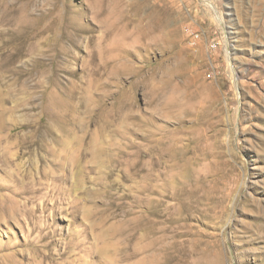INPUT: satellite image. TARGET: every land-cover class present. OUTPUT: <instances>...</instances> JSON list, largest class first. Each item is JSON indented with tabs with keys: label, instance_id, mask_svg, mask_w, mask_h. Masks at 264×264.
Returning a JSON list of instances; mask_svg holds the SVG:
<instances>
[{
	"label": "rangeland",
	"instance_id": "374dc122",
	"mask_svg": "<svg viewBox=\"0 0 264 264\" xmlns=\"http://www.w3.org/2000/svg\"><path fill=\"white\" fill-rule=\"evenodd\" d=\"M0 264H264V0H0Z\"/></svg>",
	"mask_w": 264,
	"mask_h": 264
},
{
	"label": "bare ground",
	"instance_id": "6f19581e",
	"mask_svg": "<svg viewBox=\"0 0 264 264\" xmlns=\"http://www.w3.org/2000/svg\"><path fill=\"white\" fill-rule=\"evenodd\" d=\"M50 93H51V92H50ZM50 104L53 105V106H54V105H56V106L58 105V100H56V98H55L53 95H51V97H50ZM53 108H54V107H53ZM52 110H54V109H52ZM52 110H51V111H52ZM54 111H55V110H54ZM50 113H51V112H50ZM48 114H49V113H48ZM50 115H51V114H50ZM58 116H59V115H58ZM59 117H60V116H59ZM60 119H61V118H60ZM169 144H170V143H169ZM171 145H172V144H171ZM165 146H166V145H165ZM168 147H169V146H168ZM172 149H173V148H172ZM172 149H171V150H172ZM181 149H182V148H181ZM153 150H154V149H153ZM168 150H169V149H168ZM154 151L156 152V150H154ZM169 153H170V152H169ZM142 154H143V153H142ZM139 155H140V154H139ZM145 155H146V154H145ZM141 156H142V155H141ZM141 156H139V157H141ZM150 156H151V155H150ZM142 157H143V156H142ZM142 157H141V159H142ZM146 157H147V156H146ZM148 157H149V156H148ZM152 157H153V156H152ZM143 158H145V157H143ZM149 158H151V157H149ZM149 158H147V159L145 158V159H146V162H148V159H149ZM141 159H140V160H141ZM151 159H152V158H151ZM151 159H150V160H151ZM154 160H155V159H154ZM157 160H158V159H156V161H157ZM143 161H144V160H142L141 162L144 163ZM151 162L153 163L152 160H151ZM157 162H158V161H157ZM145 164L149 165L148 163H145ZM150 164H151V163H150ZM143 165H144V164H143ZM143 165H142V166H143ZM153 165H154V164H153ZM143 167L145 168V166H143ZM146 167H147V166H146ZM150 168L152 169V166L149 167V169H150ZM153 168H154V167H153ZM149 169H148V170H149ZM151 169H150V170H151ZM142 171H143V170H142ZM145 171H147V170H145ZM145 171H143V172H145ZM148 172H149V171H148ZM151 172H152V171H151ZM150 174H152V173H150ZM154 174H155V172H154ZM144 175L147 176V174H144ZM148 176H149V175H148ZM154 176H155V175H154ZM149 178H150V177H149ZM151 178H153V175H151ZM154 180H155V179H152L151 181H154ZM149 181H150V180H149ZM154 182H155V181H154ZM139 183H140V182H139ZM154 184H155V183H154ZM154 184H153V185H154ZM142 185H143V183H142ZM145 185H146V183H145ZM151 185H152V184H151ZM151 185H149V186L151 187ZM153 185H152V186H153ZM149 186H148V184H147V187H148V188H150ZM140 187H141V186H140ZM144 187H145V186H144ZM148 188H147V189H148ZM152 188H154V187H152ZM152 188H151V189H152ZM142 189H143V188H142ZM151 189H150V191H151ZM145 190H146V189H145ZM148 190H149V189H148ZM148 192H149V191H148ZM143 193H144V192H143ZM143 193H142V194H143ZM142 194H141V195H142ZM138 198H139V200H141V199H140L141 197H138ZM145 198H146V196H145ZM145 200H146V199H145ZM145 200H144V201H145ZM138 203H139V201H138ZM144 210H145V208H144ZM143 219H144V217H143ZM143 219H142V220H143ZM139 220H140V219H139ZM154 220H155V219H154ZM152 222H155V221H152ZM141 223H142V222H141ZM148 223H149V221H148ZM150 223H151V222H150ZM155 223H156V222H155ZM151 226H153V225H151ZM155 227H156V225H155ZM143 230H144V229H143ZM154 230H155V229H154ZM148 231H149V230H148ZM152 232H153V231H152ZM150 234H151V231H150ZM145 238H146V236H145ZM154 240H155V239H154ZM141 241H142V240H141ZM143 242H144V240H143ZM143 242H142V243H143ZM145 242H146V241H145ZM142 243H141V244H142ZM141 244H140V245H141ZM143 244H144V243H143ZM145 244H147V243H145ZM153 245H154V244H153ZM144 246H145V245H144ZM146 246H147V245H146ZM148 246H149V245H148ZM150 246H151V245H150ZM141 248H142V246H141ZM147 249H148V247H147ZM138 250H139V249H138ZM150 250H151V249H150ZM150 250H149V251H150ZM139 252H140V251H139ZM141 255H142V254H141ZM140 257H141V256H140ZM140 257H139V258H140ZM140 261H141V260H140Z\"/></svg>",
	"mask_w": 264,
	"mask_h": 264
},
{
	"label": "built area",
	"instance_id": "2783aa9c",
	"mask_svg": "<svg viewBox=\"0 0 264 264\" xmlns=\"http://www.w3.org/2000/svg\"><path fill=\"white\" fill-rule=\"evenodd\" d=\"M198 39H199V33L197 31L190 30L189 42H193L195 44L198 41Z\"/></svg>",
	"mask_w": 264,
	"mask_h": 264
}]
</instances>
